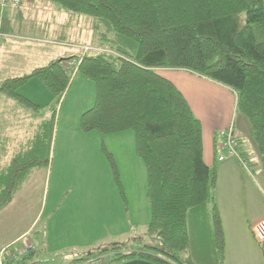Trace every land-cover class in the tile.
<instances>
[{
  "label": "trees",
  "instance_id": "1",
  "mask_svg": "<svg viewBox=\"0 0 264 264\" xmlns=\"http://www.w3.org/2000/svg\"><path fill=\"white\" fill-rule=\"evenodd\" d=\"M47 1L59 11L91 19L95 38L108 46L50 61L0 84L1 93L33 112L40 107L18 93L30 79L53 97L42 140L0 173V212L13 201L29 167L47 163L56 109L73 76L81 74L94 84L95 100L81 115L80 127L101 135L133 133L135 153L146 170L147 235L159 242L128 252L119 244L103 251L115 253L113 263L225 264L224 230L211 194L221 155L218 132L215 163L208 166L200 120L159 71H184L230 90L264 175V0ZM236 140L239 155L249 162ZM105 154L124 200L114 161Z\"/></svg>",
  "mask_w": 264,
  "mask_h": 264
},
{
  "label": "rangeland",
  "instance_id": "2",
  "mask_svg": "<svg viewBox=\"0 0 264 264\" xmlns=\"http://www.w3.org/2000/svg\"><path fill=\"white\" fill-rule=\"evenodd\" d=\"M35 4L37 6L24 10L25 12H29L27 14L30 15L28 18L26 16L25 20L28 23L30 20L32 22L36 20L41 25V29L43 30L42 35L44 38H47L49 46L55 45L56 42L54 41L62 42L59 47H63L64 45L67 55L70 51L77 53L74 56L76 58L87 52H94L101 47L105 48L108 46L107 42L99 40L98 37L95 38L92 29L93 25L91 24L92 21L88 17L59 11L56 4L47 0H35ZM35 9L37 15H34L33 11ZM30 41L32 40L30 39ZM96 46L99 47L96 49ZM70 65H73V63L68 66L70 67ZM160 73L166 77V74L169 72L160 71ZM31 80L39 84L38 80L34 78ZM80 80H84L86 83L84 87H80ZM23 86L20 88V92L24 93L25 88L23 89ZM27 86L26 89L31 88V91L34 93L32 85ZM208 88L211 89L209 90ZM190 89L191 86H189L190 95L188 93L185 95H187L192 104L194 115L201 122L204 141L206 127H211L213 120L217 122L221 121L215 116L220 114L223 95L226 94L225 96L229 97L228 93L231 91L222 86H217L215 83H213L212 87H207L205 90L201 89V87L193 88L194 96H191L192 90ZM216 92H218L217 95ZM48 96L51 101L52 97L50 93ZM30 97L38 100L43 108L49 101L45 100L42 96H35L34 94ZM94 100V84L86 80L81 74H78L64 103L62 100L58 106L59 110L61 108V112L59 110L57 112L56 128L53 135L57 139V143L52 175L49 179L50 201L52 200L53 203L61 208L59 215L65 214L70 206L72 215L82 217L98 202L104 200L103 203L98 205L101 208L104 207L105 203H108L110 198H105V196L109 194L108 187L111 186L115 193V199L125 207L124 211L127 213L125 216L126 221L123 222V226L121 227L125 235L117 239L119 243H122L119 244L122 251L137 250L138 247L141 248L147 244L158 247L159 242L156 239H149L147 235V227L150 221V207L147 199L146 170L135 153L133 133L131 131H124L117 134L101 135L95 131L83 132L80 127L81 115L93 105ZM229 104L228 99L226 106H224V114H226L227 108H230ZM78 111H81L79 118L77 117ZM67 112L70 117L69 122H66L68 120L65 116ZM42 115H45L43 111L40 116ZM229 117L228 124L235 125L237 138H240L237 127L241 118L235 112L234 101L233 106L231 105L229 110ZM60 143L63 144L62 148L59 147ZM219 143L218 148H220ZM105 153L110 154L114 161L119 183L123 190L124 200H122L117 187L114 185L112 171ZM240 168L242 169L241 166ZM242 171L254 184L256 183L252 167L250 174L244 168ZM42 186L43 176L39 174L32 181L26 183V185L22 184V188L20 186L17 187L19 192L15 195L16 197L12 204L0 212V244L8 242L10 238L14 237L30 223L38 210L37 206ZM256 188L260 190V193L264 197V191L259 186H256ZM229 190H231L230 193H228ZM211 194H215V192L212 191ZM222 196L223 200L228 198L232 203L237 202L238 194L234 189H229L228 186L224 187ZM223 202L225 203L226 201ZM255 210L256 208H251L250 206L242 210L238 208L233 214V217L236 218L233 220V223H230L229 220L227 221L230 218L228 211L224 213L227 218H225L226 227H228L229 231L227 233L228 241L226 242L228 243L229 260L236 251L246 264H260V262H256L264 259V239L255 238L251 231V225L257 222L259 218L250 224L249 222L245 224L242 222L251 216L254 217ZM44 222V220L38 222L35 225L36 228L41 229ZM27 236L30 237V234L27 233L24 238L26 239ZM104 249L107 248L101 247L92 251L87 250L84 252L86 254L75 258L68 264H105L108 258H111L113 261L115 253L103 251ZM112 261L109 264L113 263Z\"/></svg>",
  "mask_w": 264,
  "mask_h": 264
},
{
  "label": "crops",
  "instance_id": "3",
  "mask_svg": "<svg viewBox=\"0 0 264 264\" xmlns=\"http://www.w3.org/2000/svg\"><path fill=\"white\" fill-rule=\"evenodd\" d=\"M35 6H37V4H35L34 1L28 8ZM24 10H27V8H0V84L7 79L29 74L33 69L44 66L50 61L66 60V58L69 59L77 55V53L72 51L68 52L67 55L64 45L63 47H59L62 43L59 41H54L56 44L49 46L47 38H44L42 35L43 30L41 29V25H39L36 20L34 22L31 20L29 23L26 22V16L28 18L30 15L27 14L29 12H25ZM33 12L34 15H37L36 9ZM30 39L32 41H30ZM164 71L169 72L166 74V78L184 95L191 109L192 104L187 95H185L187 93L189 94V86H191L190 90H192L191 96H194L193 88L195 87H201V89L205 90L207 87L213 86L212 82L190 75L184 71ZM77 75L78 74H75L73 76L74 79L72 78L62 98L63 103L70 93ZM38 83L39 84L30 79L23 86V89L25 88L24 93L20 92V89L18 90L21 96L40 107L38 112L25 109L16 101L0 92V173L8 170L13 158L17 154H24L26 156V153L33 151L34 144L38 142H35V140H39L40 142L43 138L42 129L52 116L51 106L53 104V97L51 96L52 99L50 101L48 96L49 93L46 88L40 82ZM30 84L34 89V93L31 91V88L26 89V87H28L27 85ZM85 84L84 80H80V87H84ZM181 86H184L185 89ZM208 89L210 90L211 88ZM217 93L218 92H216V95ZM33 94L35 96H42L45 100H49L44 108L38 100L30 97ZM228 94L230 95L229 97L225 96L226 94L223 95L220 114L215 116L221 121L217 122L213 120L211 127H206L204 141L202 137L203 160L208 166L215 163L214 134L229 126V110L231 105L233 106V101L235 102V96L232 92ZM215 98L218 99L217 96H215ZM228 99L230 108L228 107L226 114H224V106H226ZM58 110L59 108L56 109L54 117L47 163L44 165L41 163L35 165V167L30 166L25 175L26 178L19 184L21 187L22 184L26 185V183L32 181L36 175L41 174L43 176V186L37 206L38 210L24 229L10 238L8 242L0 244L1 250L29 233L30 237L27 236L26 239H30L33 242L35 251L22 261L21 264H68L75 258L86 254L84 252L87 250L92 251L101 247L122 244L119 243L117 239L125 235L121 227L123 226V222L126 221L125 216L127 213L124 211L125 207L115 199V193L111 186L108 187L109 194L106 192L108 195L105 196V198H110L108 203H105L104 207L101 208L98 205L103 203L104 200L98 202L82 217L72 215L70 206L65 214L59 215L61 208L53 203L52 200L50 201L49 179L52 175L57 143V139L54 138L53 135L56 128ZM42 111L45 115L40 116ZM59 111L61 112V108ZM80 114L81 111H78V118ZM65 116L68 119L66 122H69L70 117L68 116V112ZM237 128L238 130H236L240 134V147L243 152L247 154L249 163L255 173L254 176L257 184H254V182L242 171L237 160H219L217 157V183L213 190L215 194H212V196L222 221L226 242L228 241L227 233L229 232L228 227H226L227 218L224 214L226 211L230 214V218L227 219L230 223H233V220L236 219L233 217V214L238 208L242 210L248 208V206L256 208V213L254 217L251 216L250 218L244 219V221H242L243 224L246 222L250 224L258 218L264 219V197L260 193V190L256 188V186H259L264 191V175L260 159L250 140V133L246 121L241 118ZM62 146L63 144L60 143L59 147L62 148ZM225 186H228L229 189H234L238 194L236 203H232L228 198L223 200L222 195ZM18 192L19 189L16 191V194H18ZM230 192L231 190L228 191V193ZM223 201L226 202L224 203ZM12 202L5 209H7ZM42 220L45 221L42 228H36L35 225ZM227 247L228 243H226L225 264H246L237 251L234 252L229 260ZM258 262L262 264L264 259L258 260L256 263ZM113 264L149 263L138 259H131Z\"/></svg>",
  "mask_w": 264,
  "mask_h": 264
},
{
  "label": "built area",
  "instance_id": "4",
  "mask_svg": "<svg viewBox=\"0 0 264 264\" xmlns=\"http://www.w3.org/2000/svg\"><path fill=\"white\" fill-rule=\"evenodd\" d=\"M35 0H0V8L23 9L28 8ZM237 133L234 124H230L226 129L221 130L217 134L220 141V157L219 160L235 159L239 165L249 174L251 173V165L245 161L238 152ZM251 231L255 238L264 239V219H258L251 225ZM35 251V246L30 239L24 237L16 240L12 244L0 250V264H17L25 260ZM112 261L108 258L105 264Z\"/></svg>",
  "mask_w": 264,
  "mask_h": 264
}]
</instances>
